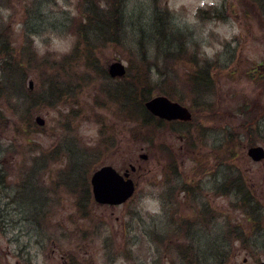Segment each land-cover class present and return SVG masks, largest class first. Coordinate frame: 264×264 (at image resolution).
I'll return each instance as SVG.
<instances>
[{
  "label": "rangeland",
  "instance_id": "1",
  "mask_svg": "<svg viewBox=\"0 0 264 264\" xmlns=\"http://www.w3.org/2000/svg\"><path fill=\"white\" fill-rule=\"evenodd\" d=\"M90 1L0 0V264L264 261V159L247 155L264 148V0L198 8L200 27L213 18L239 26L211 57L172 0H118L119 41L88 52L79 25ZM53 34L73 35L71 50L41 53L37 38L47 46ZM113 61L123 77L108 75ZM200 71L210 78L196 92ZM50 87L58 89L51 102ZM133 89L146 97L127 99ZM164 91L189 121L146 118L144 102ZM130 164L132 196L97 203L94 171ZM145 196L158 210L143 207Z\"/></svg>",
  "mask_w": 264,
  "mask_h": 264
},
{
  "label": "water",
  "instance_id": "2",
  "mask_svg": "<svg viewBox=\"0 0 264 264\" xmlns=\"http://www.w3.org/2000/svg\"><path fill=\"white\" fill-rule=\"evenodd\" d=\"M110 76H123L125 68L120 61H113L108 65ZM29 87H32V81H29ZM146 109L155 116L167 120H190L191 114L188 109L179 102L171 101L165 95L151 97L144 103ZM35 122L42 125L44 120L36 117ZM247 155L253 161H262L264 159V148L260 145L251 146L247 150ZM145 159L146 154H140ZM135 167L130 165V170ZM91 184L95 200L99 203L120 204L129 199L135 191V183L129 176V169L124 173L118 172L110 165H104L94 171L91 176ZM257 264H264L259 262Z\"/></svg>",
  "mask_w": 264,
  "mask_h": 264
},
{
  "label": "clouds",
  "instance_id": "3",
  "mask_svg": "<svg viewBox=\"0 0 264 264\" xmlns=\"http://www.w3.org/2000/svg\"><path fill=\"white\" fill-rule=\"evenodd\" d=\"M218 3V0H172L170 7L173 10L178 11L183 4L187 11L186 13L179 18L178 22L184 23L187 22L192 26H197L196 38L201 40V48L204 54H207L209 57L213 56L217 51H219L223 44L221 43L224 40H230L236 32L239 31V26L235 21L232 20H221L218 18L210 19L206 22H203L202 27L201 20L197 15L198 8L204 7L207 8L210 5ZM211 32H215L219 39H214L210 36ZM75 37L71 34H65L63 36H58L53 34L51 43L47 46L41 45L39 38H37V43L39 45V51L43 53L45 47L56 50L59 53H65L71 50L72 44ZM82 131L88 135L95 134L94 127L85 126L82 128ZM142 205L145 208L151 209L153 211L158 210V202L151 196H145Z\"/></svg>",
  "mask_w": 264,
  "mask_h": 264
},
{
  "label": "trees",
  "instance_id": "4",
  "mask_svg": "<svg viewBox=\"0 0 264 264\" xmlns=\"http://www.w3.org/2000/svg\"><path fill=\"white\" fill-rule=\"evenodd\" d=\"M117 1L118 0H105L104 5H101L99 1L97 2L95 0H91L90 2L86 4V12H85V21L87 20L85 23L86 25L84 26L82 23L79 25L80 26L79 28L80 30L83 28L86 29L85 38L87 39V42L90 45V46H87L88 52H91L92 48H95L98 46L96 42L103 43L106 40H111V42L117 43L119 41L115 39V36L113 34L115 30L118 28V25L122 22L124 12L120 9V7H118ZM88 35H91L93 37L92 40L86 37ZM166 37L169 38L168 35ZM168 53H171V52H168ZM88 64L89 66L95 68L97 66L95 57L93 58V60L88 59ZM13 66H14L13 63H9L7 70L9 72H12ZM7 70L5 69L6 73H7ZM200 72H201L200 74L198 72L192 75L193 81L191 82V84H192L194 91L196 92L198 91L201 92V88L204 90L203 82L210 78L208 72H203V71H200ZM164 80H167L168 82V77L165 78L164 76ZM118 85L119 87L117 88H120V87L124 88L128 86V85L121 86L120 84ZM52 86H56V84H53ZM57 90L58 89H55L54 87H50L49 94L47 95L46 99L51 102L55 97H57ZM130 91L127 92L129 94L126 97L127 99H133V97H136L137 98L136 100L138 101L140 100V97H142L141 99H143V97H146L143 91L142 93L140 92L139 94H138V91H136L135 93L134 89ZM164 94L166 96L171 95L169 91H164ZM196 95L195 97H197ZM145 113H146V118L149 119L150 122L153 121L159 124L161 123L162 125L168 123L165 120H162V119H159L153 116L152 114L148 113L146 110H145ZM146 123H148V121Z\"/></svg>",
  "mask_w": 264,
  "mask_h": 264
},
{
  "label": "flooded vegetation",
  "instance_id": "5",
  "mask_svg": "<svg viewBox=\"0 0 264 264\" xmlns=\"http://www.w3.org/2000/svg\"><path fill=\"white\" fill-rule=\"evenodd\" d=\"M135 170H133V172H134ZM181 225H183L184 223H187V225H189V224H191V222H189L187 219H182L181 220Z\"/></svg>",
  "mask_w": 264,
  "mask_h": 264
}]
</instances>
